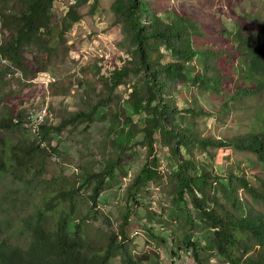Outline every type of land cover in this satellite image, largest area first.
I'll list each match as a JSON object with an SVG mask.
<instances>
[{"label": "trees", "instance_id": "1", "mask_svg": "<svg viewBox=\"0 0 264 264\" xmlns=\"http://www.w3.org/2000/svg\"><path fill=\"white\" fill-rule=\"evenodd\" d=\"M85 2H75L59 17L52 13L54 0H0V183L9 180L15 186L1 195L0 208H22L24 213L18 221L22 239L11 244L0 229V264H160L155 251L133 253L129 206L116 225L97 210L105 183L115 178L123 153L140 136L143 159L126 188L133 190L131 198L164 176L158 160L164 148L175 164L168 184L176 211H184L192 226L191 212H196L207 246L225 264H264V42L253 37L264 31V21L236 15L234 28L228 30L182 10H161L152 0H114L112 10L122 25L130 60L100 81L112 90L130 74L136 76L127 104L141 119L120 122L110 117L107 138L120 132L124 141L114 142L101 170H80L73 181L59 175L47 179L45 166L54 151L51 134L71 123L89 126L99 107L77 112L58 126L54 119L34 137L26 103L3 104L4 95L9 96L3 88L12 72L31 81L66 54L65 34L80 21L77 9ZM56 87L51 83L49 91L57 92L52 91ZM187 89L208 94L217 104L205 109L189 99ZM179 100L186 107H179ZM230 114H237L242 124L249 120L248 128L218 137L198 129L203 117ZM210 149L253 154L258 175L251 181L238 168L219 175L194 156ZM83 189L86 202L78 200ZM100 219L105 232L92 226ZM149 238L152 244L161 241ZM186 239L196 250L193 237Z\"/></svg>", "mask_w": 264, "mask_h": 264}, {"label": "rangeland", "instance_id": "2", "mask_svg": "<svg viewBox=\"0 0 264 264\" xmlns=\"http://www.w3.org/2000/svg\"><path fill=\"white\" fill-rule=\"evenodd\" d=\"M81 0H54L52 13L63 16L70 5ZM160 5L161 10H182L197 15L204 22H211L216 28H234L236 15L249 14L258 16L264 21V0H152ZM114 0H86L77 9L81 19L66 34L65 55L49 66L46 73L26 80L19 72H12L3 92L5 103H29L30 107H39L42 103L49 107L53 114V122L58 126L77 112L97 108L92 122L86 124H68L58 132L51 134L50 147L54 148L45 166V177L59 175L65 180H75L80 170L98 171L103 168L105 159L109 158L114 142L123 143L120 132L107 138L106 132L110 125V117H119L120 122L125 117L138 122L141 116H135L127 104L130 87L136 81V76L130 74L123 84L115 89H106L100 77H108L110 72L130 60L125 48L122 25L118 22L112 10ZM254 40L264 42V31L254 32ZM1 41V32H0ZM161 51L165 52L164 47ZM56 83L57 92L49 91V85ZM58 88V89H57ZM50 92V93H49ZM187 94L197 105L212 110L217 101L208 94H198L187 89ZM34 102V103H33ZM36 102V103H35ZM260 102V101H259ZM179 107H186L179 100ZM255 108H252V111ZM241 115L245 112L240 111ZM237 115V114H236ZM235 115V116H236ZM230 114L222 118L203 117L198 121V129L213 136L232 135L246 130L249 120L242 124ZM125 125L122 128L126 129ZM142 137L133 142L123 153L120 169L116 171L113 180H108L98 199L97 210L101 215L109 217L117 224L124 206L130 210V240L133 253L142 254L157 252L160 264H225L213 248L208 247V239L203 232V226L196 220L197 214L191 212L195 226L186 221L184 211L177 212L172 197V187L168 184L171 171L175 168L174 161L164 148H160L158 160L163 177L157 183H152L141 190L136 198H131L132 191H127L128 185L136 176L143 159ZM47 143H43L46 148ZM195 158L213 167L223 176L236 168L243 169L248 178L254 181L253 175L259 173V165L253 154L229 149H210L209 154L195 152ZM185 157L188 158L187 155ZM7 191H15V186L9 180L0 183V197ZM17 192H14L16 194ZM11 195V194H10ZM84 189L79 201L86 200ZM2 200H0V205ZM179 209H183L181 206ZM21 210H13L4 205L0 208L1 237L11 244L23 238L19 226ZM94 228L105 232L106 226L102 219L92 223ZM193 237L196 250L187 245L186 235ZM161 239L151 242L149 236ZM178 241H181L182 244ZM117 264V261H112Z\"/></svg>", "mask_w": 264, "mask_h": 264}, {"label": "built area", "instance_id": "3", "mask_svg": "<svg viewBox=\"0 0 264 264\" xmlns=\"http://www.w3.org/2000/svg\"><path fill=\"white\" fill-rule=\"evenodd\" d=\"M26 114L39 128L43 125L54 124L52 112L43 103L39 107H30V103L29 105L26 103Z\"/></svg>", "mask_w": 264, "mask_h": 264}, {"label": "bare ground", "instance_id": "4", "mask_svg": "<svg viewBox=\"0 0 264 264\" xmlns=\"http://www.w3.org/2000/svg\"><path fill=\"white\" fill-rule=\"evenodd\" d=\"M46 107H48L46 105ZM50 111V110H49ZM28 121L30 123V132L34 137H38L40 128L31 121L30 117L28 116Z\"/></svg>", "mask_w": 264, "mask_h": 264}]
</instances>
